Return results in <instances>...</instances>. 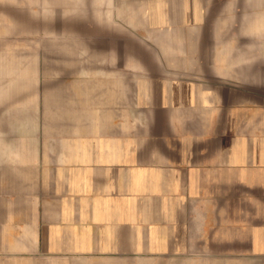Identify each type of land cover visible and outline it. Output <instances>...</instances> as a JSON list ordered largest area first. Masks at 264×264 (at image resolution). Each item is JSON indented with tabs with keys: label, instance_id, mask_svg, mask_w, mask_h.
Returning <instances> with one entry per match:
<instances>
[{
	"label": "crops",
	"instance_id": "crops-1",
	"mask_svg": "<svg viewBox=\"0 0 264 264\" xmlns=\"http://www.w3.org/2000/svg\"><path fill=\"white\" fill-rule=\"evenodd\" d=\"M69 1L0 78V264H264V0Z\"/></svg>",
	"mask_w": 264,
	"mask_h": 264
},
{
	"label": "rangeland",
	"instance_id": "rangeland-1",
	"mask_svg": "<svg viewBox=\"0 0 264 264\" xmlns=\"http://www.w3.org/2000/svg\"><path fill=\"white\" fill-rule=\"evenodd\" d=\"M93 8V2L0 0V78H9L11 73L26 69L28 72L32 59H42L43 44L47 40L69 34L79 25V10ZM180 264L198 263L183 261ZM210 264L228 263L214 261Z\"/></svg>",
	"mask_w": 264,
	"mask_h": 264
}]
</instances>
